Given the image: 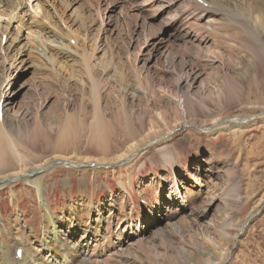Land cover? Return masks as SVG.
Returning a JSON list of instances; mask_svg holds the SVG:
<instances>
[{
  "label": "rangeland",
  "instance_id": "obj_1",
  "mask_svg": "<svg viewBox=\"0 0 264 264\" xmlns=\"http://www.w3.org/2000/svg\"><path fill=\"white\" fill-rule=\"evenodd\" d=\"M64 1L55 2L61 29L90 66L56 54L59 70L41 49L23 62L10 42L0 53L5 125L21 132L24 155L7 149L0 167V180L16 178L0 190V254L7 245L13 257L22 241L29 261H51L50 214L68 264H264V25L250 32L264 0H207L226 15L203 12L206 0ZM23 2L16 15L35 27L41 9ZM96 106L110 123L107 152L89 140ZM74 117L82 135L55 145ZM132 142L145 149L117 162ZM60 159L113 166L31 174ZM36 177L40 194L27 181Z\"/></svg>",
  "mask_w": 264,
  "mask_h": 264
},
{
  "label": "bare ground",
  "instance_id": "obj_2",
  "mask_svg": "<svg viewBox=\"0 0 264 264\" xmlns=\"http://www.w3.org/2000/svg\"><path fill=\"white\" fill-rule=\"evenodd\" d=\"M23 1L24 0H0V5L3 7L2 10L0 9V17H1V21H0V53H2L4 55L6 54V45L10 42V45L8 48H14V49L16 48V50H15L16 55L17 56L19 55L21 58V61H23V62L29 61L28 58L31 57V54L39 52V49H41L42 54L46 56L47 60L54 67L58 66L59 70H63L64 67H63L62 63H60V61L58 60L57 55H60L62 58H64V60H69L73 56L72 54L81 55L87 64L86 67L90 66L88 63V56L85 53V51H83L82 53L79 52V50H81V48L78 46V44H79L78 38L75 36L73 31L71 32V30H69L67 28L64 30L61 29V24H63L64 22H63V19L60 18V15H57L55 2L57 1V4L63 5L67 8H69L68 4H65L66 1H64V0H34V1H37V3H36V4H38V6H36L37 9L38 8L41 9V12H40L41 13V16H40L41 20L37 23L38 24V25H36L37 27L36 26L35 27L34 26H27L24 22V19L20 18L18 16L19 14L16 15V11H17L18 7L20 5L23 6V4H24ZM205 3L207 4V6H205ZM197 5H200L203 12H205V13H213V14L217 13L219 15L220 14L223 15L222 13H224V15L227 14L226 8L224 10V9H222V7L215 6L209 1L204 2L202 4L197 3ZM2 7H0V8H2ZM39 10H36V11H39ZM252 10L254 13H258L259 15L256 17V19H254L253 17L252 18L249 17L251 20L252 19L256 20L255 27H257V28H253V29H251V30L249 29V30L252 33L255 30L256 32H258L259 35H262V31H259L258 28H259L260 24L264 25V9H262L259 4H256L253 6ZM79 12L80 11H78L76 8L72 11V13H74V15H78ZM228 13H230V12H228ZM15 22L16 23L18 22V27L16 26L17 29H14V32H13V25ZM82 23L84 24L83 19H82ZM24 29L27 30L28 41H26L25 43L22 44V42L24 40V38L22 37V35H23L22 32L25 31ZM252 33H251V35H252ZM5 38H6V41L4 43ZM86 39H89V37ZM93 39L94 38H91L90 41H93ZM72 40H74V42H75L74 44H72ZM94 41H96V38L94 39ZM97 41H98V39H97ZM24 44H25V46L23 47ZM97 51L100 52L102 50L100 49V47H98ZM88 74L90 75L89 76L90 80H92V82H93L92 89L94 90V92H93L94 98L96 101H98L99 100V98H98V96H99V93H98L99 92V90H98L99 83L94 81V78L91 75L92 73L91 74L88 73ZM2 113H3V116L0 117V167L3 166L2 165L3 161L8 156L7 152H6L7 149H10L11 152L14 153V155L19 158L18 160H20V162L21 161L23 162V157H24V155L22 153L21 146H20V141H19V138L21 137L22 134L20 131H19L20 133L19 132L17 133V131H15V130L9 131L8 129H6L5 121L7 118L5 116V113H6L5 107H3V106H2ZM80 118H75V117L72 119L70 118L64 124L62 132L58 135L57 140H55V142H56L55 145H57V146L66 145L67 146V144L69 143V140H71L73 138L76 139V136L78 138V136L82 135L81 132L83 129V120ZM124 120H125L124 121L125 133L128 136H132L133 125L130 123L128 124L129 120H127L125 118H124ZM108 122L105 123V117L102 114L100 108L97 107L95 115H94V117H93V119L89 125L90 126L89 127V131H90V137H89L90 139L89 140L92 142L95 140L94 143H96L102 150L105 149L104 150L105 152H107L106 151L107 147H106L104 139L106 138V134H108L111 131L110 123H108ZM229 123L231 124V126H233V125L234 126H240V124H241L240 122H238V119L236 121L228 122L227 124H229ZM219 124L220 123H218V121H214L212 126H219ZM211 130L213 133H216L218 131V130L215 131L214 129H211V128L204 129V131H206V132H210ZM138 133H139V131H138ZM17 134L18 135L21 134V135L16 139L15 136ZM38 134L39 133H37V132L34 134L33 138L30 139L31 141L29 142V145H31V146L33 145L34 141L38 138ZM169 135H170V133H169ZM158 137H161V136H158ZM79 138H81V137H79ZM163 138H165V137H163ZM163 138H161L160 140H163ZM127 139H128V137H127ZM134 143L132 142V144L130 145V146L136 145L135 147L130 148L132 150H129V148H128L129 151H126L122 154H117L115 156L117 162L128 160L130 156L135 155V153L137 152L138 149L144 147V146L140 147L139 145H137L136 143L134 144ZM151 144H153V140H151L150 143L148 142L147 145H151ZM145 147H146V145H145ZM77 148H78V146H77ZM144 149L145 148H143L142 150H144ZM105 152L103 154H105ZM90 159L91 158H87V161ZM57 161L61 162V163L65 162L67 164L72 163L73 165H69V166H72L73 168L78 167V169L81 168L80 170H82V171H85V169H87V167L91 168V166L89 164L80 163L77 161L74 162V161H71L68 159H60ZM89 163H92V162H89ZM76 164H78V165H76ZM100 165H106V164H100ZM24 167L25 166H23L22 169H24ZM97 167H99V166H96V168ZM41 169H43V167H41L39 165V167L32 169V171H31L32 173L31 172L30 173L32 175H35V174L39 175V173L41 172ZM16 176H18V175H16ZM8 179H13V180L8 181ZM15 179L16 178H12V177H3V179L0 180V190H2L4 188L5 184L11 185L12 181H14ZM27 181H29V182H31V184H33L34 189L39 194L42 193V188H43L42 184L43 183L41 182L40 177H36L33 179L28 178ZM84 211L86 212V214H89V209L84 210ZM46 218H48V222L52 226V230H53V239L51 241L46 242V246L49 248L50 254L52 256V260L49 261L48 263L41 262L40 258L36 259L34 262L29 261L28 256L26 255L28 252L27 248H26V250L23 248L26 246H23L22 241H16V243L14 245V250L12 253L13 257L6 254L7 248H5V246L7 247V245H5V246L3 245L2 249H1V254H0V264H68V259H69L68 257H70V256L67 257L66 254H64L65 252L63 251V246L61 245L60 237L58 236V226L56 223H53V220H52L50 214L46 215ZM12 246L13 245H11V247ZM8 249H9V247H8ZM20 249L22 250V257L21 258L16 254V252Z\"/></svg>",
  "mask_w": 264,
  "mask_h": 264
},
{
  "label": "water",
  "instance_id": "obj_3",
  "mask_svg": "<svg viewBox=\"0 0 264 264\" xmlns=\"http://www.w3.org/2000/svg\"><path fill=\"white\" fill-rule=\"evenodd\" d=\"M255 117H253V118H249V120H251V119H254ZM65 163V162H64ZM57 164H63V163H61V162H54V163H51L50 165H48L47 167H43V169H46V168H48V167H50L51 165H57ZM66 164V163H65ZM78 165V164H77ZM104 166H108V165H104Z\"/></svg>",
  "mask_w": 264,
  "mask_h": 264
}]
</instances>
